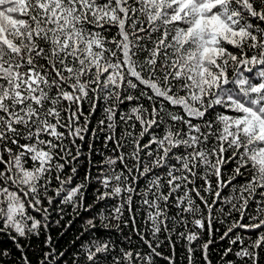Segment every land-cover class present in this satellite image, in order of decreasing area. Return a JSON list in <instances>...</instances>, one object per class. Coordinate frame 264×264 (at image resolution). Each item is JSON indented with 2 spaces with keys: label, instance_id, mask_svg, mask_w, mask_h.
I'll return each instance as SVG.
<instances>
[{
  "label": "snow or ice",
  "instance_id": "obj_1",
  "mask_svg": "<svg viewBox=\"0 0 264 264\" xmlns=\"http://www.w3.org/2000/svg\"><path fill=\"white\" fill-rule=\"evenodd\" d=\"M0 236V264H264V0H0Z\"/></svg>",
  "mask_w": 264,
  "mask_h": 264
},
{
  "label": "trees",
  "instance_id": "obj_2",
  "mask_svg": "<svg viewBox=\"0 0 264 264\" xmlns=\"http://www.w3.org/2000/svg\"><path fill=\"white\" fill-rule=\"evenodd\" d=\"M90 198L91 197L89 196V199ZM86 215H87V213H83L81 219L83 218V216H86ZM68 219H71V217H65V220H68ZM81 219L75 220L73 222L71 228L62 237L59 234V230H53L52 235H53L54 239L57 241L58 246L61 250L69 247L71 244V241L79 233ZM124 234H128V229L124 230ZM137 241H138V238L133 237V242L131 245L132 248H135L137 246ZM0 243H2L4 247H8L9 249L13 248L11 242L7 241L6 237L0 236ZM40 246L41 245H40L39 241H37V240L33 241L32 248L34 250L38 249ZM144 250L147 251L146 246H144ZM159 251H162L165 255H170V253H171V250L167 246H162L161 249H159ZM219 251L220 250H217V251H214L211 253V257L213 259V264H216V262L219 260V255H218ZM29 255L31 256V253H29ZM182 255H183V249H181L179 246H177V262H178V264H187L186 259L181 260ZM32 259L35 262L34 256H32ZM157 260H158V264H166L165 261H161L158 258H157Z\"/></svg>",
  "mask_w": 264,
  "mask_h": 264
}]
</instances>
